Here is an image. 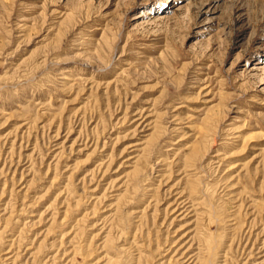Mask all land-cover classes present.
I'll list each match as a JSON object with an SVG mask.
<instances>
[{"label":"rangeland","instance_id":"rangeland-1","mask_svg":"<svg viewBox=\"0 0 264 264\" xmlns=\"http://www.w3.org/2000/svg\"><path fill=\"white\" fill-rule=\"evenodd\" d=\"M0 264H264V0H0Z\"/></svg>","mask_w":264,"mask_h":264},{"label":"bare ground","instance_id":"bare-ground-1","mask_svg":"<svg viewBox=\"0 0 264 264\" xmlns=\"http://www.w3.org/2000/svg\"><path fill=\"white\" fill-rule=\"evenodd\" d=\"M173 1H175V2H176V1H180V0H172V2H173ZM181 9H183V7H182V6H181ZM179 10H180V9H179ZM161 18H167V17H166V16H162ZM161 18H159V19H161ZM137 158H138V157H137ZM132 159H135V160H136V158H132ZM138 159H139V158H138ZM134 162H135V161H134ZM174 253H175V252H174ZM191 258H192V257H191Z\"/></svg>","mask_w":264,"mask_h":264}]
</instances>
